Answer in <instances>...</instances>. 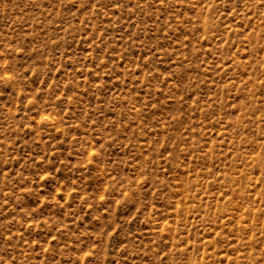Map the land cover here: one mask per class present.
I'll return each mask as SVG.
<instances>
[{"label":"rangeland","instance_id":"obj_1","mask_svg":"<svg viewBox=\"0 0 264 264\" xmlns=\"http://www.w3.org/2000/svg\"><path fill=\"white\" fill-rule=\"evenodd\" d=\"M0 264H264V0H0Z\"/></svg>","mask_w":264,"mask_h":264}]
</instances>
